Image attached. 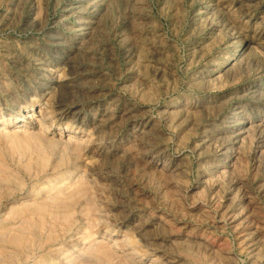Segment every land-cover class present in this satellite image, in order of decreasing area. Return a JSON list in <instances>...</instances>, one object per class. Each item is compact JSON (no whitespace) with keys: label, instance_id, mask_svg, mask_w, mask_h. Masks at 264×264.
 I'll use <instances>...</instances> for the list:
<instances>
[{"label":"rangeland","instance_id":"1","mask_svg":"<svg viewBox=\"0 0 264 264\" xmlns=\"http://www.w3.org/2000/svg\"><path fill=\"white\" fill-rule=\"evenodd\" d=\"M0 264H264V0H0Z\"/></svg>","mask_w":264,"mask_h":264},{"label":"bare ground","instance_id":"2","mask_svg":"<svg viewBox=\"0 0 264 264\" xmlns=\"http://www.w3.org/2000/svg\"><path fill=\"white\" fill-rule=\"evenodd\" d=\"M28 118V117H27Z\"/></svg>","mask_w":264,"mask_h":264}]
</instances>
